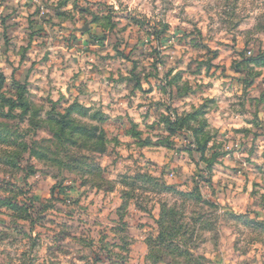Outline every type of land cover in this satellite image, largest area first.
Wrapping results in <instances>:
<instances>
[{"label":"rangeland","instance_id":"1","mask_svg":"<svg viewBox=\"0 0 264 264\" xmlns=\"http://www.w3.org/2000/svg\"><path fill=\"white\" fill-rule=\"evenodd\" d=\"M263 7L0 0V264H264ZM72 104L100 149L53 139ZM163 184L213 205L184 207L188 257L149 253Z\"/></svg>","mask_w":264,"mask_h":264},{"label":"trees","instance_id":"2","mask_svg":"<svg viewBox=\"0 0 264 264\" xmlns=\"http://www.w3.org/2000/svg\"><path fill=\"white\" fill-rule=\"evenodd\" d=\"M264 3V0H262ZM257 29L264 32V7L263 12L259 15L257 19ZM247 63H253L256 65H262L264 66V52L257 55L255 58L247 59ZM5 81V76L0 71V84H3ZM16 85H19L20 83L13 80ZM18 102H21V97H18ZM8 103H10V108L14 107V101L9 100ZM23 108H26V105L24 103L20 104ZM76 107L78 110V113L81 111V114L79 115L81 118H89L87 115V109L79 106L78 104H72L63 112H60L55 115L57 118L54 120L51 125L52 128V137L54 140L60 142L61 145L73 146L74 148L80 147V148H101V145L104 143V136L101 129L96 126H88L84 124H80L79 122H73L71 119V111L72 109ZM25 110V109H24ZM80 110V111H79ZM7 116V115H6ZM194 116L186 115L183 119L175 118L173 122L168 123V131L170 133L173 132H179L181 129L176 128V124L184 122L185 119H193ZM92 118V119H91ZM89 119L93 120L97 124H100L104 121V118L99 119L95 121L94 117H91ZM78 124V125H77ZM6 127H2L0 125V141H3L7 144V136L1 135V132L5 130ZM192 130V129H191ZM194 135V141L197 142L196 130H192ZM7 142H6V141ZM46 143H50L48 141H44ZM205 146V145H204ZM200 154H203L205 151V147H200L198 149ZM101 151V150H100ZM33 149H30V154H33ZM150 182L156 181L152 178H149ZM162 191L165 193H172L175 196L178 197V199L181 201L182 207H181V213L179 212L180 207L177 205H173L171 207H167L165 205H162L160 208V216L158 220V236L150 241L149 243V253H160L161 249H166L171 251L170 256L175 257H188V250L187 245L191 240V235L189 234V226L187 223H182L183 220H185L184 216V207L185 205L189 204H196L201 205L204 207H212L213 205L209 203L208 201H205L202 199V197L197 193V191H192L188 193L175 191L172 187H169L165 184L161 185ZM189 234V235H188ZM151 255V254H150ZM153 255V254H152ZM157 260V259H156Z\"/></svg>","mask_w":264,"mask_h":264},{"label":"crops","instance_id":"3","mask_svg":"<svg viewBox=\"0 0 264 264\" xmlns=\"http://www.w3.org/2000/svg\"><path fill=\"white\" fill-rule=\"evenodd\" d=\"M4 75V74H3ZM5 76V75H4ZM25 80V79H24ZM17 82H21V79H16Z\"/></svg>","mask_w":264,"mask_h":264}]
</instances>
